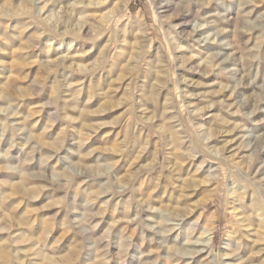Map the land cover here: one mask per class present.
I'll use <instances>...</instances> for the list:
<instances>
[{"label": "rangeland", "instance_id": "374dc122", "mask_svg": "<svg viewBox=\"0 0 264 264\" xmlns=\"http://www.w3.org/2000/svg\"><path fill=\"white\" fill-rule=\"evenodd\" d=\"M89 1L0 0V264H264V0Z\"/></svg>", "mask_w": 264, "mask_h": 264}, {"label": "bare ground", "instance_id": "6f19581e", "mask_svg": "<svg viewBox=\"0 0 264 264\" xmlns=\"http://www.w3.org/2000/svg\"><path fill=\"white\" fill-rule=\"evenodd\" d=\"M90 4H95V1L94 0H90L89 1ZM97 4H100V2L98 1ZM230 167V166H229ZM184 182V181H183ZM262 221V220H261ZM198 226V223L195 222V224L192 226V227H197ZM210 230V229H209ZM262 230V229H261Z\"/></svg>", "mask_w": 264, "mask_h": 264}]
</instances>
